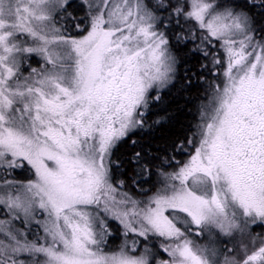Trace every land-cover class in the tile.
<instances>
[{"label":"snow or ice","instance_id":"obj_1","mask_svg":"<svg viewBox=\"0 0 264 264\" xmlns=\"http://www.w3.org/2000/svg\"><path fill=\"white\" fill-rule=\"evenodd\" d=\"M0 264H264V0H0Z\"/></svg>","mask_w":264,"mask_h":264},{"label":"trees","instance_id":"obj_2","mask_svg":"<svg viewBox=\"0 0 264 264\" xmlns=\"http://www.w3.org/2000/svg\"><path fill=\"white\" fill-rule=\"evenodd\" d=\"M195 90L189 95H177L175 92L166 94L165 105L169 114L170 124L167 131L174 136H183L188 132L189 126L196 119V106L199 100L196 99ZM118 239L115 241V243Z\"/></svg>","mask_w":264,"mask_h":264},{"label":"rangeland","instance_id":"obj_3","mask_svg":"<svg viewBox=\"0 0 264 264\" xmlns=\"http://www.w3.org/2000/svg\"><path fill=\"white\" fill-rule=\"evenodd\" d=\"M256 231H257V232H260L261 230H260V229H257ZM119 242H120V241H119V239H118V241H117L115 244H119ZM245 242L247 243L248 241L246 240ZM115 244H114L113 246H115Z\"/></svg>","mask_w":264,"mask_h":264}]
</instances>
